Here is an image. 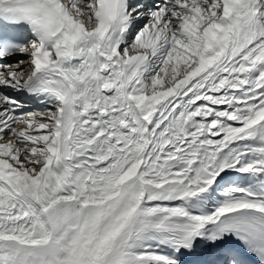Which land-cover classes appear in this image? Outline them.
Returning a JSON list of instances; mask_svg holds the SVG:
<instances>
[{
  "label": "snow or ice",
  "instance_id": "1",
  "mask_svg": "<svg viewBox=\"0 0 264 264\" xmlns=\"http://www.w3.org/2000/svg\"><path fill=\"white\" fill-rule=\"evenodd\" d=\"M0 264H264V0H0Z\"/></svg>",
  "mask_w": 264,
  "mask_h": 264
},
{
  "label": "bare ground",
  "instance_id": "2",
  "mask_svg": "<svg viewBox=\"0 0 264 264\" xmlns=\"http://www.w3.org/2000/svg\"><path fill=\"white\" fill-rule=\"evenodd\" d=\"M21 58H22V57H21ZM13 59L15 60V59H17V58L14 57Z\"/></svg>",
  "mask_w": 264,
  "mask_h": 264
}]
</instances>
